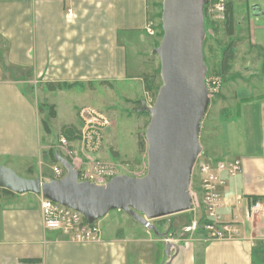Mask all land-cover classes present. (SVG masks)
Segmentation results:
<instances>
[{
  "label": "crops",
  "instance_id": "obj_1",
  "mask_svg": "<svg viewBox=\"0 0 264 264\" xmlns=\"http://www.w3.org/2000/svg\"><path fill=\"white\" fill-rule=\"evenodd\" d=\"M149 1L0 0V163L22 161L32 167V177L50 179L54 162L43 153L54 138L41 132L36 95L44 104H50L56 93L71 92L91 100L97 96L98 106L81 101L62 126L79 131L81 110L106 114L109 111L102 107L111 109L109 102L130 103L151 94L144 87V61L131 53V47L145 42ZM234 20L235 49L244 41L254 49L243 69L249 75L255 71L262 75L250 102L251 87L236 78L233 59L215 96L217 104H242L230 120L226 115L218 125L222 141L206 142L203 150L207 158L242 162L240 173L219 187L220 213L227 220L238 195L264 200V0L245 1ZM255 48L260 53L255 54ZM226 80L231 85L224 87ZM48 82L64 87L51 91ZM235 117L242 119L238 122ZM39 202V195L0 190V264H264V215L240 224L241 236L236 239L205 240L197 235L177 243L170 259L164 237L117 210L104 216L110 221L100 225L97 242H71L63 233L43 231Z\"/></svg>",
  "mask_w": 264,
  "mask_h": 264
},
{
  "label": "water",
  "instance_id": "obj_2",
  "mask_svg": "<svg viewBox=\"0 0 264 264\" xmlns=\"http://www.w3.org/2000/svg\"><path fill=\"white\" fill-rule=\"evenodd\" d=\"M208 0H162L160 43L152 49L159 61L160 85L154 101H140L147 113L145 128L146 173L141 177L121 173L105 184L79 181V171L64 157L55 160L65 170L60 179L22 177L0 164V188L16 194L31 193L79 211L87 223L119 210L155 235L166 238L151 220L190 209L189 182L201 153L199 130L210 99L203 60L205 37L203 7ZM177 250L166 242L170 259Z\"/></svg>",
  "mask_w": 264,
  "mask_h": 264
},
{
  "label": "rangeland",
  "instance_id": "obj_3",
  "mask_svg": "<svg viewBox=\"0 0 264 264\" xmlns=\"http://www.w3.org/2000/svg\"><path fill=\"white\" fill-rule=\"evenodd\" d=\"M229 1H231L232 3L234 18L239 12L240 5H242L243 3V6H245V1L250 2V0H229ZM161 2L162 0H150L148 2L147 23H150V25L155 30V33L153 35H150L145 30L146 32V34H144L145 42L144 44L141 45L142 47H136V46L131 47L132 50L131 53L134 56H137L144 61V65L146 66V75H151V77H154L153 82L155 83V86L159 85V83L161 82L159 75L157 76L155 72L159 67V61L156 55L151 54V48L153 47V45L154 47H156L160 43V39H161V36H158L159 24L161 23L160 22ZM221 23L222 20L211 19L206 14L204 15V29H205L206 40L205 42H203V57L205 61L204 63L206 64V68H207L206 76L208 75L209 78L212 75H214V73L216 72V68H218L217 65L220 59L221 50L228 43V39L230 38L231 40H236L234 39L233 36L226 37V35L222 30ZM247 35L248 34L245 31L244 38H247ZM253 50H254L253 48H249L247 46V41H244V44H242L239 48L235 49V57H234L235 61L233 62V69L238 71L236 78L239 81H246L247 83H249V86L251 87L250 91L248 90L249 91L248 94L249 93L251 94L249 99L250 102L255 100L254 97L257 95V90L254 87V85L261 82L260 77L262 75L260 71H255L254 73H251V75H249V73H246V71L243 69L245 66L246 67L248 66L246 65V63L248 59L251 57ZM258 53H260V50L258 48H255V54ZM228 85H231V83L230 81L228 82V80H226L223 86L227 87ZM28 89L30 88L28 87ZM113 90L116 92V96L119 97L120 92L117 91L116 87H114ZM100 91H105V90L102 89ZM219 91L220 90H218V92ZM101 96L102 99H104V96L102 94ZM143 97H141L138 100L139 103H135V102L129 103L127 101L118 103L112 101L113 103L111 102L108 103L111 109H106V107H102L103 111L105 110L109 111V113L105 111L106 112L105 116L108 119V126L105 127L104 129L105 134H104V142L102 144V147L99 150V152H97L95 157L97 158V161L110 162L108 164L114 165L116 171L120 173L125 172L131 175H134L135 173L137 174L146 173V168H147L146 141H145L144 132L149 120V116L147 113H139L136 110L141 105L140 100H143L146 103H153L155 94L152 95L146 93L145 96ZM215 98L216 97L210 99L209 105L207 106V110L200 123L199 144L201 147L202 155L205 154L203 150L205 148L206 142L216 143L222 141L223 138L222 131L221 128H218V125L222 122V119L226 117V115H229L228 117H226V120H230L231 117L234 116L236 111L240 110V107L242 105V104L241 105L238 104V102L235 101L233 102L227 101L225 103L220 102L217 104L216 101L217 99ZM49 100L51 103L45 105L42 99H40V97L36 95V101L38 103V117L40 120L39 121L40 129L42 133L45 132L41 122L43 120L45 121L47 120L49 125L48 134H50V137L54 138L53 139L54 142L52 144V147L50 148L52 150V153L54 154L56 150L57 138L60 135H63L61 132L63 124L74 116V110H73L74 106H77L81 101H85L91 104L92 106H98V102H97L98 99L97 96H94V99L91 100L85 97H81V95L75 96L71 92H68L66 94H64L63 92V93L54 94L49 98ZM220 100H224V99L220 98ZM52 104L56 105V110L58 114L56 118L54 117L52 119H49L48 121L47 107L48 105H52ZM69 106H71L72 109L69 110ZM39 107L43 108V110H39ZM235 118L237 119V117ZM241 119L242 117L238 118L237 119L238 122ZM221 125L222 124H220V126ZM211 131H214L212 135L209 134ZM216 132H218V134H215ZM210 137L213 138L212 141L211 139H209ZM213 147H217V146L213 145ZM47 151H45L43 154H45ZM217 157L221 158L220 156ZM47 158L50 159L49 157ZM48 162H50V160ZM6 164L7 165L5 166L10 167L12 170H14L18 175L22 177L33 176L34 171L32 170V167L31 169H28L27 168L28 166H26L25 162L16 161L10 164L8 163ZM41 180L44 181L45 179H41ZM126 216L129 218L130 221L137 223L130 216L128 215ZM191 219L192 217L189 213L182 212V213L165 216L156 220H151V223L156 227V229L159 232L164 233L166 231L167 232L166 237H169L171 241L181 244L184 243L183 241H186L188 239L185 232V227ZM97 221L100 225L105 226V224L109 223L110 220L109 218H104L103 216L99 218Z\"/></svg>",
  "mask_w": 264,
  "mask_h": 264
},
{
  "label": "built area",
  "instance_id": "obj_4",
  "mask_svg": "<svg viewBox=\"0 0 264 264\" xmlns=\"http://www.w3.org/2000/svg\"><path fill=\"white\" fill-rule=\"evenodd\" d=\"M226 0H208L204 5L205 14L211 19L223 20ZM145 30L153 35L155 30L146 23ZM207 80V81H206ZM209 99L215 97L220 89V78L212 75L205 77ZM151 105L152 103H147ZM82 127L73 140L60 135L57 138L56 150L79 171V181H90L105 184L111 177L121 174L114 165L97 161L95 155L104 142V129L108 126V119L100 110L83 109L80 111ZM242 168L240 159L219 160L207 158L200 153L192 167L189 195L190 209L187 211L192 217L185 227L188 240L197 235L205 240H232L241 236V227L245 223H252L264 215V200L258 197H235L232 218L227 220L220 213L221 199L219 187L228 178L236 177ZM125 173V172H123ZM126 174V173H125ZM65 175L63 166L55 161L51 168L50 179H60ZM129 175V174H128ZM144 174L135 173V177ZM40 197L39 210L43 231H57L76 243L97 242L101 240V227L98 221L87 223L84 216L77 210L58 202ZM165 242H173L169 237ZM185 242V241H183ZM177 244V242H174Z\"/></svg>",
  "mask_w": 264,
  "mask_h": 264
},
{
  "label": "trees",
  "instance_id": "obj_5",
  "mask_svg": "<svg viewBox=\"0 0 264 264\" xmlns=\"http://www.w3.org/2000/svg\"><path fill=\"white\" fill-rule=\"evenodd\" d=\"M205 7H203V12L205 15ZM222 26V30L224 32V34L226 35V37H231L234 35L235 32V20H234V16H233V9H232V3L231 1H226L225 3V9H224V18L222 20L221 23ZM158 36L162 35V31H161V27L159 24V32H158ZM206 37H204V41ZM237 41L236 40H230L228 41V43L223 47V49L221 50V54H220V59L218 62V68H216V72L214 73V75L218 76L220 78V84H221V80L222 78L228 73V71L231 68V62L235 57V48L237 47ZM204 60V57H203ZM205 62V61H204ZM156 75H159V67L157 68V70L155 71ZM154 77H151V75H146L145 77V90L148 92H151L152 95L156 94L157 89L160 85H156L153 82ZM64 87V83H54V82H48L46 83V88L48 90H57V89H62ZM135 103H139V101H135ZM47 105V104H45ZM47 107V106H46ZM39 110H43V108L39 107ZM55 117V109H54V105H48L47 107V118L48 121L49 119H52ZM43 128L45 130V132H49V125L47 120H43L42 122ZM61 132L63 134V136H65L67 139L69 140H73L77 137L78 134V130L74 128V126L72 125H68V126H64L61 129ZM44 156L49 157L50 161L55 162V156L52 153V150L49 149ZM0 190L2 192H4V194H13V192H10L4 188H0ZM156 220V219H155ZM189 221V220H188Z\"/></svg>",
  "mask_w": 264,
  "mask_h": 264
}]
</instances>
